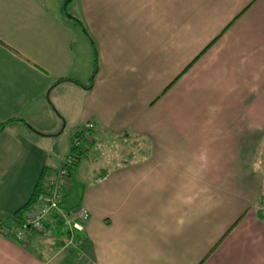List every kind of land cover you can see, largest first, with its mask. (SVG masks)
Segmentation results:
<instances>
[{
	"label": "crops",
	"instance_id": "obj_1",
	"mask_svg": "<svg viewBox=\"0 0 264 264\" xmlns=\"http://www.w3.org/2000/svg\"><path fill=\"white\" fill-rule=\"evenodd\" d=\"M10 120L0 140L21 132L22 167L39 159L20 203H0V264H264V0H0ZM87 124L77 168L109 165L67 196L90 211L79 247L61 225L7 236Z\"/></svg>",
	"mask_w": 264,
	"mask_h": 264
},
{
	"label": "built area",
	"instance_id": "obj_2",
	"mask_svg": "<svg viewBox=\"0 0 264 264\" xmlns=\"http://www.w3.org/2000/svg\"><path fill=\"white\" fill-rule=\"evenodd\" d=\"M95 126L87 124L72 140V151L62 167L45 172L35 205L27 213L23 224L4 227V233L17 241L25 239L29 232H44L49 224L63 226L70 234L67 246L74 245L76 233L85 230L90 211L84 207L70 208L66 204L72 185V172L78 166L93 140Z\"/></svg>",
	"mask_w": 264,
	"mask_h": 264
},
{
	"label": "rangeland",
	"instance_id": "obj_3",
	"mask_svg": "<svg viewBox=\"0 0 264 264\" xmlns=\"http://www.w3.org/2000/svg\"><path fill=\"white\" fill-rule=\"evenodd\" d=\"M79 129L81 128L77 125H73V123L71 122L67 128L68 139H70L72 134L79 131ZM27 141L30 143L32 142L31 140H27V138H25V135L21 134V132L18 131H11L10 133L3 135L0 140V148H7L10 152L7 158L4 156L0 159V203L2 202L5 205H7L9 202L20 203V194H24L26 190H28L30 184H32L34 176L37 175V173L34 172L32 166L34 163L33 161H37L39 159L36 153L32 154V157H30V163H27L26 167H22L24 162H20V157L17 156L18 152L19 155L23 154V152H25L26 150V147L28 148L26 144ZM129 143V147H131V142ZM32 144L33 143H31V146ZM19 147H21V150ZM18 148L19 150H17ZM13 155H16V157H14ZM65 155L66 154H62L61 158L67 159L68 154L66 156ZM92 157L93 155H90V160ZM107 160H105V157H102V161L100 164L102 166L101 168H96L98 165L96 167H93L92 163H96V161L88 162L87 160H85L79 168L76 167L73 170L72 185L69 192L70 200L77 203L81 201V199L83 198L84 189L90 185L94 178L102 173V169L105 170L106 168H108L109 164L107 163ZM35 170H38V168L36 167ZM53 225L55 226V223H53Z\"/></svg>",
	"mask_w": 264,
	"mask_h": 264
},
{
	"label": "trees",
	"instance_id": "obj_4",
	"mask_svg": "<svg viewBox=\"0 0 264 264\" xmlns=\"http://www.w3.org/2000/svg\"><path fill=\"white\" fill-rule=\"evenodd\" d=\"M95 55H96V58H95V69H94V73H93V76H92V85L94 84L95 82V79L99 73V60H98V53L97 51L95 52ZM15 120H10V121H7V122H0V135L2 134V132ZM17 121H21V120H17ZM74 151L73 148H71V152ZM79 165V164H78ZM45 174V173H44ZM43 178V177H42ZM42 180V179H41ZM40 180L39 184L37 185L36 189H35V192L32 196V199L25 205L23 206L20 210H18L14 216L12 217L14 222L15 223H18V224H23L25 222V219H26V214L30 211V209L35 205L36 203V199H37V196L40 192V188H41V183L42 181ZM263 202V197H262V200L260 203ZM25 217V218H24ZM21 219H24V221L22 222ZM67 234V242L70 240V234L68 232H66ZM79 236V235H78ZM78 236H75V239H74V245L73 246H77L79 247V245L81 244V242L83 240H81ZM72 246V247H73ZM82 257L83 254H79V257Z\"/></svg>",
	"mask_w": 264,
	"mask_h": 264
}]
</instances>
